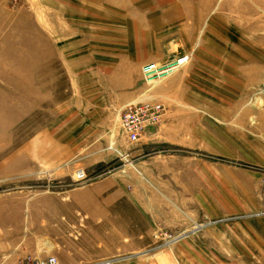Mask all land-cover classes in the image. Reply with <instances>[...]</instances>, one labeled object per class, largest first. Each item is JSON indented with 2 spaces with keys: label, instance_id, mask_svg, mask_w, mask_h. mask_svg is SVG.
I'll use <instances>...</instances> for the list:
<instances>
[{
  "label": "rangeland",
  "instance_id": "1",
  "mask_svg": "<svg viewBox=\"0 0 264 264\" xmlns=\"http://www.w3.org/2000/svg\"><path fill=\"white\" fill-rule=\"evenodd\" d=\"M158 2L0 0V264H264V0Z\"/></svg>",
  "mask_w": 264,
  "mask_h": 264
},
{
  "label": "built area",
  "instance_id": "2",
  "mask_svg": "<svg viewBox=\"0 0 264 264\" xmlns=\"http://www.w3.org/2000/svg\"><path fill=\"white\" fill-rule=\"evenodd\" d=\"M154 68L152 64L144 67L147 73H145V76L156 74ZM261 86L264 89L263 81L261 82ZM142 102V104L131 103L132 105L130 106L126 104L128 106H126L127 109L125 107L118 116L119 125L122 127L121 130L130 141H135L139 132L148 124L158 121L161 106L155 102ZM78 171L76 172L77 178L83 175L81 169ZM17 264H57V261L55 254H46L39 257L24 256V258L18 260Z\"/></svg>",
  "mask_w": 264,
  "mask_h": 264
},
{
  "label": "crops",
  "instance_id": "3",
  "mask_svg": "<svg viewBox=\"0 0 264 264\" xmlns=\"http://www.w3.org/2000/svg\"><path fill=\"white\" fill-rule=\"evenodd\" d=\"M158 1V0H157ZM183 0H159L158 3L159 6L156 7V10L159 8V7H164V3H167V5L169 6V8L173 9H176L178 11V13L176 15H173L172 18V23L169 24V26L167 27L168 28V31H171V30H174V29H177L179 30V28L181 29H184L185 31H187V33L185 34L186 36V46H191L190 45V41L193 36V34L196 32L195 30L197 29V27L199 28L202 24V22L200 23L201 19H202V14H200L201 12H195V14L192 16V17H187V15L184 13L186 8H187V5L190 7L191 6H197L198 3L196 2V0H186V4H183L182 3ZM140 6L137 5V8L138 10H141V8H139ZM206 11V10H205ZM142 19L144 20H139L138 24L137 25H132L131 28H132V31H131V40L133 41H147V40H150V41H153V38L154 40H156L158 42V39L156 38H159V35H161L160 33H165L167 32V30H162L160 29L159 33L155 34L153 32H149L147 29H145L146 27V21H145V18L142 17ZM200 23V24H199ZM199 25V26H198ZM144 27V28H143ZM171 28V29H169ZM184 36V37H185ZM262 74H264V72H262ZM132 86V84H131ZM129 94L126 93L124 96H125V99L126 98H129V97H133L135 95V90L130 88L129 89ZM119 101L116 102V104H118Z\"/></svg>",
  "mask_w": 264,
  "mask_h": 264
},
{
  "label": "bare ground",
  "instance_id": "4",
  "mask_svg": "<svg viewBox=\"0 0 264 264\" xmlns=\"http://www.w3.org/2000/svg\"><path fill=\"white\" fill-rule=\"evenodd\" d=\"M184 59H185V57L178 58V59H177V60H178L177 62L180 63V62L184 61ZM170 63H171V62H170ZM163 67H164V65H163ZM156 69H157V68H156ZM169 71H170V70H169ZM166 72H168V71H166ZM161 76H162V75H161ZM155 79H156V78H155ZM157 81H158V80H157ZM263 84H264V83H263ZM258 100H261V99H258ZM110 147H111V145H110ZM124 155H125V153H124ZM125 156H126V155H125ZM130 163H131V162H130ZM11 217H12L11 219L14 218V219L17 221V219H19V211H18L16 214H15V213L12 214ZM163 254H164V253H163ZM161 256H163V255H161ZM161 256H160V257H161ZM168 256H169V255H168ZM163 258H165V257H163ZM163 258H162V259H163ZM166 258H167V257H166ZM169 258H170V257H169ZM173 262H174V260H173ZM176 262H177V261H176ZM104 263H105V262H104Z\"/></svg>",
  "mask_w": 264,
  "mask_h": 264
}]
</instances>
